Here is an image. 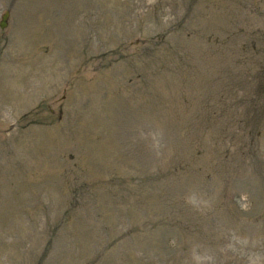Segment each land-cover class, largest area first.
<instances>
[{"label":"rangeland","instance_id":"rangeland-1","mask_svg":"<svg viewBox=\"0 0 264 264\" xmlns=\"http://www.w3.org/2000/svg\"><path fill=\"white\" fill-rule=\"evenodd\" d=\"M0 264H264V0H0Z\"/></svg>","mask_w":264,"mask_h":264},{"label":"water","instance_id":"water-1","mask_svg":"<svg viewBox=\"0 0 264 264\" xmlns=\"http://www.w3.org/2000/svg\"><path fill=\"white\" fill-rule=\"evenodd\" d=\"M10 13L7 12L5 13V15L3 16L2 22L0 23V27L2 29H5L8 26V18H9Z\"/></svg>","mask_w":264,"mask_h":264}]
</instances>
